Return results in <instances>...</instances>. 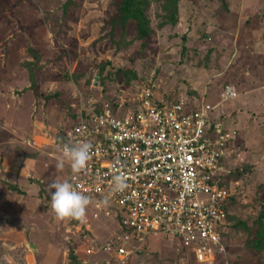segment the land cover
<instances>
[{
    "label": "rangeland",
    "instance_id": "1",
    "mask_svg": "<svg viewBox=\"0 0 264 264\" xmlns=\"http://www.w3.org/2000/svg\"><path fill=\"white\" fill-rule=\"evenodd\" d=\"M117 2L0 0V264H77L72 249L83 264H118L108 242L134 249L126 264H264V247L250 244L264 201V0H179L177 23H167L169 0H149L146 42L134 20L112 29ZM30 46L34 87L50 98L33 89ZM228 83L237 95L223 100ZM144 86L158 99L204 97L235 134L224 181L235 224L212 263L173 238L139 243L92 200L84 223L52 212L49 185L69 181V164H56L75 114L95 99L129 104Z\"/></svg>",
    "mask_w": 264,
    "mask_h": 264
},
{
    "label": "built area",
    "instance_id": "2",
    "mask_svg": "<svg viewBox=\"0 0 264 264\" xmlns=\"http://www.w3.org/2000/svg\"><path fill=\"white\" fill-rule=\"evenodd\" d=\"M236 95V87L226 84L222 99ZM212 109L193 94L158 99L151 86L129 104L124 99L83 104L59 146L63 153L65 144L88 141L92 159L80 173L70 168L69 182L113 211L121 229L139 243L169 237L191 248L199 262L216 261L228 248L233 192L224 181L236 148L235 134L211 118ZM117 174L127 177L129 187L113 194ZM105 249L114 251L118 264H126L134 251L112 242Z\"/></svg>",
    "mask_w": 264,
    "mask_h": 264
},
{
    "label": "clouds",
    "instance_id": "3",
    "mask_svg": "<svg viewBox=\"0 0 264 264\" xmlns=\"http://www.w3.org/2000/svg\"><path fill=\"white\" fill-rule=\"evenodd\" d=\"M92 159V144L82 141L75 145L65 144L63 155L57 161L56 167L63 169L67 162L73 173H80L87 169ZM129 187L127 177L123 174L113 176L112 193H124ZM51 194V209L58 221L76 220L81 223L87 220V208L91 204V197L78 191L71 182L53 180L49 185ZM103 203L107 204L106 198Z\"/></svg>",
    "mask_w": 264,
    "mask_h": 264
},
{
    "label": "trees",
    "instance_id": "4",
    "mask_svg": "<svg viewBox=\"0 0 264 264\" xmlns=\"http://www.w3.org/2000/svg\"><path fill=\"white\" fill-rule=\"evenodd\" d=\"M170 3L174 6V11L172 14V19L167 20L171 23H177L178 22V10H179V0H169ZM149 5V0H118L117 2V12L116 14L111 17L108 23L112 25V29H115L116 26H123L125 27L127 23L130 20H134L136 22L137 26V32L140 39L143 40V42H146L147 39L150 37L152 28L150 25V19L147 15V7ZM226 8L229 9V4H226ZM30 51H32L33 55L36 57V61H29V71H30V77L32 81V86L36 94L44 96L45 98H50V95L44 94L39 90V88L34 87L36 85L35 75H34V66L37 63V60L39 58L38 54L36 53L35 49L30 46ZM63 138V135H61V139ZM12 188L18 190L19 188L16 185H13ZM233 195L229 198L227 208H228V223L229 226H233L235 223H233V220L231 218V214L229 211V204L231 202ZM257 222V239L250 240V244L253 247L256 248H262L264 247V201L262 203V208L259 212L258 217L256 218ZM71 259L73 262L77 264H83L80 262L73 251L71 250Z\"/></svg>",
    "mask_w": 264,
    "mask_h": 264
},
{
    "label": "water",
    "instance_id": "5",
    "mask_svg": "<svg viewBox=\"0 0 264 264\" xmlns=\"http://www.w3.org/2000/svg\"><path fill=\"white\" fill-rule=\"evenodd\" d=\"M34 246V244H32ZM35 247V246H34Z\"/></svg>",
    "mask_w": 264,
    "mask_h": 264
}]
</instances>
